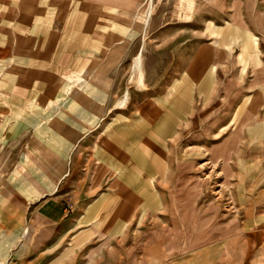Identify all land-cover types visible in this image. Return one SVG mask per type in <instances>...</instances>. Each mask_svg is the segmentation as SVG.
Wrapping results in <instances>:
<instances>
[{
  "label": "crops",
  "instance_id": "0c3cea01",
  "mask_svg": "<svg viewBox=\"0 0 264 264\" xmlns=\"http://www.w3.org/2000/svg\"><path fill=\"white\" fill-rule=\"evenodd\" d=\"M204 1L225 22L185 80L220 83L200 91L220 98L209 158L232 215L204 201L192 160L165 191L161 155L113 175L87 154L118 70L196 0H0V264H264V0Z\"/></svg>",
  "mask_w": 264,
  "mask_h": 264
},
{
  "label": "rangeland",
  "instance_id": "374dc122",
  "mask_svg": "<svg viewBox=\"0 0 264 264\" xmlns=\"http://www.w3.org/2000/svg\"><path fill=\"white\" fill-rule=\"evenodd\" d=\"M209 13L205 1L196 0L194 18L191 17L192 13L187 14L181 8L179 20L166 18L158 34L147 35V49L133 51L132 58L116 74L113 96L110 97L101 125L94 134L100 138V145L90 147L87 154L96 155L100 166L110 164L113 175L127 168L125 165L130 164V159L133 162L138 159V154L149 157V160L161 155L164 159L165 177L162 182L159 179V186L165 187V191L168 189L166 187H172V171L178 161L181 162L180 165L185 164L187 169L188 164L183 161L192 160L190 175L205 189L202 194L204 201L221 202L223 212L232 215L235 210L228 208L231 207L229 204L232 200L229 194L223 192L225 189L221 169L209 158V147L220 136V98H204L205 93L200 91L201 85L206 86V91L213 85L214 90L219 92L220 83L185 80L186 63L204 42L217 36L214 32L225 22V18L220 17L213 18L210 22L206 17ZM210 25L212 34L209 33ZM178 26L180 32L176 33ZM207 26L208 31L205 32ZM211 69L207 67V77L214 78ZM199 70L202 72L204 66ZM173 105H180L181 110L180 113L172 112L173 125L169 127V133L164 135L166 125L161 122V118L172 110ZM129 125L133 128L131 142L122 144L127 141L120 139L126 137L123 128ZM108 139L111 143L109 145ZM174 160L177 162H173ZM112 179L113 177L110 181ZM150 180L154 189L156 179ZM107 182L108 179L102 186H106ZM150 213L149 210L146 217L148 222L153 221Z\"/></svg>",
  "mask_w": 264,
  "mask_h": 264
},
{
  "label": "bare ground",
  "instance_id": "6f19581e",
  "mask_svg": "<svg viewBox=\"0 0 264 264\" xmlns=\"http://www.w3.org/2000/svg\"><path fill=\"white\" fill-rule=\"evenodd\" d=\"M170 114H172L173 115V113L169 110L168 111V113H166L165 115H164V117L163 118H161V122L163 121L164 123H165V125H166V129L164 130L165 131V133H164V135H166V134H168L169 133V130H170V128H171V126L173 125V122H174V115L173 116H171ZM170 127V128H169ZM235 140V139H234ZM215 148V147H214ZM218 149V148H217ZM216 152V151H215ZM229 152V151H228ZM229 154V153H228ZM170 173V172H169ZM166 176H168V175H166ZM165 185H168V184H165ZM168 188V187H167Z\"/></svg>",
  "mask_w": 264,
  "mask_h": 264
}]
</instances>
